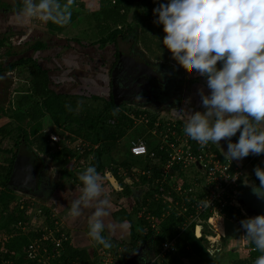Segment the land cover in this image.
Listing matches in <instances>:
<instances>
[{"label": "trees", "instance_id": "16d2710c", "mask_svg": "<svg viewBox=\"0 0 264 264\" xmlns=\"http://www.w3.org/2000/svg\"><path fill=\"white\" fill-rule=\"evenodd\" d=\"M98 2L100 9L98 12L103 16L102 20L107 24L105 34L100 36L96 41H82L78 38H74L73 40L82 49L87 48L86 46L102 48L108 43H111L114 49L112 53L114 60L110 61L106 66L102 62L101 67L97 68L99 72L105 73L108 79L107 96L100 95V93H90L91 98L104 102L100 111L94 112V109H91L84 114H74V101L70 100L71 102L69 103L66 99L71 94L57 92L52 88L53 79L50 75V67L41 63V59L37 53L53 47V43L49 44L46 40L42 39L33 40L32 42L25 41L23 42L25 50L19 53L12 51V45H9L8 41V33H0V48L6 46L3 53L0 54L2 55V57L0 56V79L6 73L16 71L20 75L18 76L19 79L23 80L26 85L24 89L15 90L13 98L9 99L12 109L10 116L16 121V124H14L12 129L0 127V152L4 154L2 161L0 160V235L6 236L4 241L0 239V248L3 247L4 249V251H0V264H43L42 262L45 260L48 261V264H96L97 262L91 260L88 253L84 250H79L69 244V234L66 230V240L57 249L54 248V245L50 241H46L41 245L40 253L37 254L36 258L31 260L26 258L27 245L33 239L40 237L42 233L41 230L33 233L31 229L21 231L22 226L27 225L29 227L30 225L27 213L32 203L28 198H22L20 202L17 201L15 192L20 190V181L13 174L12 168L15 155L21 145L25 146L26 149L30 145H35L36 150L42 153H47L52 148L48 142L49 131L44 132L43 130L44 124L52 125L54 127L53 130L62 137L64 136L61 126H67L66 128L68 129L69 126H72L71 132L87 144L79 152L81 155L78 156V159H88V165H95L105 182L107 181L104 176L105 170L110 172L121 182L122 189L119 193L123 195L122 197L127 196L134 199L133 205L136 209L133 206L132 210L128 211L125 207L126 205L116 204L118 208L113 212L114 221L128 224L126 230L129 237L127 241L123 240L124 242L121 243L111 239L112 247L108 250L113 257L110 264H125L127 257L140 245L153 250V253L157 255L162 243L173 238H175L174 245L171 250L167 251L166 258L161 260L163 264H186V260L194 258H199L206 262V259L213 258V254H210L205 244L206 239L204 234L208 232L207 229H205L206 232H202V236L197 237L193 224L182 229L183 217L172 213L162 220L157 232H155V229L151 227V221L146 218L151 214L158 220L161 215L162 202L161 199H157L158 201L153 200L154 192L163 195L170 191L172 199L177 200L176 193L170 189L167 183L168 178L164 182L155 181L156 179L160 180V172L166 154L164 149L159 148L161 142L156 140L154 136L158 130L164 131V123L157 125L156 131L151 133V130L154 128V118L147 117L146 123L138 125L133 133L137 137L133 136L131 142L142 139L147 149L146 155L133 156L130 150L127 149L125 152L126 156L134 158L127 159L126 157L116 163L113 162L114 159L110 155L113 149L119 151L117 148L118 141L126 134L127 128L132 127L134 123L132 118L122 111L123 104L126 101H136L117 80L115 83H112L111 70L117 59V43L118 41H126L125 32L127 28L132 27L131 25L139 27L143 32L147 31L146 25L143 23V16L146 14L145 12H140L138 8L135 10L134 6L136 5L134 0H114V2L112 0H98ZM2 5L5 8L4 10L15 11L23 7V2L16 1L12 5H8L7 3H3ZM133 9L135 11H132L133 16L131 19L129 15ZM90 14L91 16L95 15L92 12ZM74 17H77L76 11L71 12L70 20ZM54 25L55 27L53 28H56V30L61 29L56 23ZM162 39L163 37L157 39V42L154 41L155 43L151 42L152 45L156 44L159 49L162 48L163 51H167L165 58L157 59L164 60L163 62H174V64L182 68L183 66L179 65L173 59L171 53L163 46L161 43ZM64 40L65 45H62L64 48H75L69 43V39L64 38ZM127 42L129 46L132 44L129 41ZM28 50L32 51L31 54L26 53ZM32 106H36L39 110L33 111L34 108ZM0 111H2V108H0ZM26 118H30L33 122L28 128L20 124ZM109 118H114L111 124L107 123ZM261 127L264 128V125H261ZM4 139L8 143V147L6 148L2 147ZM237 139L236 135L231 138L232 142H236ZM151 152L153 156L150 157ZM30 153L33 165L28 170L31 171L30 176L32 180L39 181L40 171L43 168V159L36 152L30 151ZM52 154V159L56 160V163L59 165L61 177L65 178L62 179L70 180L71 184L80 186L78 177L72 171V165H67L70 157H73L72 148L62 143V147L54 150ZM132 166H137L139 171L144 172L143 175L139 174V184L145 185V190L138 188L139 193L145 194L142 197L133 192L134 188L124 182L122 174L118 172V168L129 172ZM247 175L248 172H246L243 180L239 182L237 186L238 191L243 187V182H245ZM254 178L258 180L255 175ZM111 189L113 190V188ZM28 190L31 194L32 192L37 193L36 188L33 186ZM160 198L162 197L160 196ZM140 207L144 208L143 212L137 210ZM237 209L229 208L224 214L228 217L233 216V218H237V222H239L240 217L237 216L239 209ZM44 213L46 214L45 220L53 223L55 217H50V211L46 209ZM133 216L135 217L132 218ZM33 221L35 222L36 219H33ZM120 246L122 248L119 251ZM43 248L46 251H43ZM258 256L252 257L247 261L244 259L232 260L228 264H252ZM153 264L158 263L154 261ZM207 264L210 263L207 262Z\"/></svg>", "mask_w": 264, "mask_h": 264}, {"label": "clouds", "instance_id": "9594fccd", "mask_svg": "<svg viewBox=\"0 0 264 264\" xmlns=\"http://www.w3.org/2000/svg\"><path fill=\"white\" fill-rule=\"evenodd\" d=\"M74 0H23L15 16L18 24L38 18L67 24ZM155 24L165 33L161 43L181 66L206 79L209 92L198 89L204 111L186 112L183 132L201 147L227 140L224 158L241 160L264 154V0H166L153 9ZM134 99H141L137 94ZM239 132L236 142L231 138ZM259 185L252 192L264 201V168H254ZM80 194L68 213L80 218L92 207L87 236L105 249L111 239L102 235L109 216L101 174L89 165L78 177ZM200 203H204L202 200ZM244 237L261 254L264 264V214L240 222ZM124 225L121 224V227ZM114 227V226H109Z\"/></svg>", "mask_w": 264, "mask_h": 264}, {"label": "rangeland", "instance_id": "374dc122", "mask_svg": "<svg viewBox=\"0 0 264 264\" xmlns=\"http://www.w3.org/2000/svg\"><path fill=\"white\" fill-rule=\"evenodd\" d=\"M16 1H23V0H0V3L4 2L7 3L8 5L14 4ZM135 5L134 8L135 10L138 8L139 11L145 12V16H143V23L146 25V30L145 32L141 31L139 27H136L135 25H131L129 29H126L125 32V37L127 41H130L133 44V49L136 54L142 55L143 58H146L149 62L152 61L156 57L155 64H160V65H165L166 63L163 62L164 60H157V58H165L167 56V51H163L162 48H158L156 45H152L151 42H157V39H161L165 33L162 30V25H158L154 23V20L156 19V16L153 14V9L157 7L160 3L166 2V0H134ZM65 0H60V3L63 4ZM98 4V0H74V4L71 6V12L76 11L77 12V17H74L70 20L69 23L61 25L57 24L59 27H61L60 30H56L55 23L52 21H41L38 18H33L31 19L28 23L27 26H13L11 27L8 31H12V38L8 39L9 45L11 46L12 51L16 52H21L25 50V44L23 42L25 41H30L32 42L33 40L36 39H42L46 40L49 44L53 43V47L50 49L43 50V56L39 55V58L41 59V63L44 65H47L50 67V75H52V79L57 84V81H60L58 83L64 82L63 80H67V76H71L77 86L76 89L73 87L65 88L62 89L60 85H56L53 87L54 90H66L68 92H73L69 93L71 94L70 97H67V101L70 103V100L74 101L75 108L73 107V112L74 114L78 113H85L88 110L94 109V112L100 111L102 106H103V101L102 100H95L91 98V90L90 87L87 85V79L89 74V66H87V72L86 69L84 68V62L81 61L80 65L74 60L76 54H68L65 52L67 49L64 48L63 46L65 45V40L69 39V43L72 45V47H75L77 49L83 50L78 44L73 40L74 38L81 39L82 41H96L100 36L105 34V28L107 26L106 22L102 20V15L96 16H91V12L88 14L87 9H96ZM134 9L130 11V18L133 16V12L135 11ZM133 11V12H132ZM88 16V17H87ZM132 19V18H131ZM1 23V22H0ZM26 25V24H25ZM144 25V26H145ZM114 26V25H112ZM28 27V28H27ZM33 27V28H30ZM111 27V25H110ZM14 35V36H13ZM146 37V39H145ZM154 42V43H155ZM63 45V46H62ZM87 48L83 52L88 58L94 57L95 59L97 58H104L106 61L110 59V56L112 57V53L114 51L112 44L108 43L105 45L104 48H98L97 46H86ZM5 47L0 48V54L3 53ZM70 50H73L72 48H68ZM99 49H101L99 51ZM159 50V51H158ZM32 51L28 50L26 53L31 54ZM56 58L58 56V61H53L51 58H54L55 53ZM2 57V55H0ZM45 56V57H44ZM69 56L72 58H69ZM151 63V62H150ZM61 67L60 70L59 66ZM64 66L67 71H63ZM68 68H70L68 70ZM73 68H78V70H73ZM96 68V67H95ZM97 69V68H96ZM98 69L95 71V74L98 73ZM69 73V75H68ZM170 73L173 74L174 79L171 81L174 85L172 86V97L170 98L172 101L168 103V105L162 104V103H157V104H152L150 106H146L148 102L144 103H131V102H124L123 104V109L122 111L128 114L132 120H133V126L128 127L126 130V134L120 138V140L117 143V148L119 151L113 149L110 152V155L113 157V162H118L124 158H130V156H126L125 152L127 149H129L131 140H133V136L137 137L133 133L135 132L136 128L138 125H142L143 123H146L145 120L147 117L154 118V130L157 125L160 123H164V128L166 126V123L168 122H173L172 120L176 117L175 115H181L183 116L184 114L178 109L179 107L182 108L183 104H185V98L188 97V94L191 93V91L194 88V84H192V80H196L199 82L201 78L205 79L204 77H201L198 75L193 69L190 67L183 66L180 69H170ZM71 74V75H70ZM20 75L17 74L16 71L13 72H8L6 73L2 79H0V108H2V111H0V116L1 113L4 114V116H8V118H0V127L3 126L5 129H12L14 124H16V121L11 118V105L9 103V99L13 98L14 91L19 90V89H24L25 88V82L23 80H20L19 77ZM87 78V79H86ZM98 78V77H97ZM183 81L181 85L176 83V81ZM206 81V79H205ZM71 83V81H69ZM178 84V85H177ZM82 87V88H81ZM81 88V89H80ZM83 89V91H81ZM81 92L75 93V92ZM188 92V93H187ZM107 93H105L106 95ZM107 96V95H106ZM178 101L175 103V101ZM40 107V105L38 104ZM34 109L33 111L39 110L36 106H32ZM42 113L41 111H39ZM146 113L147 116H143ZM111 121H114V118H109L107 123H112ZM32 120L30 118L23 119L21 121V125L25 127H29L32 124ZM175 123V122H173ZM46 130H50L51 125L50 124H44ZM67 126H61V130H63V136H64V142L63 145H68L71 147L73 150V159L70 160L69 165L71 164L73 169V173L75 174L76 177H79V175L89 166L88 165V159L80 158L78 159V156L81 155L79 152L74 150V144L78 140H80L79 137H76L71 131L72 126H69V129L66 128ZM152 129V130H153ZM160 131V132H159ZM165 132L162 130H158L155 133L154 138L158 141L162 138L163 134ZM142 140V139H141ZM4 143L7 142L6 139L3 140ZM54 153V149L51 148L47 153L40 154L42 157L44 163H43V169L41 171V177L43 179L45 188H41L40 192L38 190L39 195L35 194L32 196L30 193L29 195L26 193L22 192H17V201L20 202L22 198H28L31 201V207L28 210V222H30L29 227L22 226L21 231H27L31 229V231L36 232L38 230H41V233L46 231V229H50L53 231L54 229H62L65 231V228L68 229L69 224L67 223V220H72V221H78L79 223L82 224V222L79 221L78 219L80 218H73L69 215L68 213V208L67 205L68 203L63 200L64 197L61 198H51L50 196V190L54 188V186L60 185L64 177H61L60 171H59V165H57L56 161L52 160V156ZM125 154V155H124ZM132 158V157H131ZM78 159V160H77ZM259 159H264V154H262ZM77 160V161H76ZM76 161V162H74ZM113 165V164H112ZM189 167V166H188ZM184 168L179 170L177 167L172 168L173 172V178L176 180H172L171 182H174L175 185L180 183L183 187H190L192 191L190 192L192 196L199 197L203 193V187L200 183V173L196 172L193 168ZM63 178V179H62ZM103 182L104 179H102ZM64 181V180H63ZM70 181V180H68ZM132 178L127 181L128 184H130L133 188L135 189H142L145 190V185H137L132 182ZM71 182V181H70ZM69 184V183H68ZM66 187L69 188V185H66ZM106 187V186H105ZM202 187V188H201ZM110 189V187H108ZM107 189V188H105ZM55 191H52V194H54ZM239 194V192H238ZM237 194V195H238ZM240 194H242L244 197L248 196L249 194H254L250 189L245 188L240 191ZM109 195L111 198V201L114 202L117 197L120 198V201H123L122 194L119 193V196L116 191L110 190ZM145 194L140 193L139 197L144 196ZM236 195V196H237ZM255 195V194H254ZM79 196V195H78ZM153 198V197H152ZM32 199V200H31ZM162 201V198H160ZM53 200V201H51ZM152 201L151 199H149ZM155 201V199L153 198ZM158 201V200H156ZM130 202L132 203V200L130 199ZM128 203V202H127ZM134 206V205H133ZM155 206V204H154ZM153 206V207H154ZM48 209L50 211V217H55V219L52 221L53 223H49L48 221L45 220L46 214L44 211ZM134 209L136 207L134 206ZM173 207L168 210L167 206L162 204L161 208V213L163 212L164 214H161L160 219L153 216L154 220L151 223V227L155 229V232H157V229L159 225L162 223V220L168 215V211L171 213ZM139 212H143L144 208L140 207L137 209ZM59 212V213H58ZM33 219H36L34 222ZM70 220V221H71ZM219 220H222L221 218H216L215 220H212V224L209 222L211 227L207 228H202L201 229H207L210 231V234H214V231L216 233V237L213 239V246L208 245V250L210 251L211 254H214L216 258H219L220 256L224 255L223 248L224 245L222 244V247L219 246V243L222 242L221 240V224ZM32 223V224H31ZM228 223H226V220L224 222V226H227ZM31 226V227H30ZM43 231V232H42ZM197 231V237L202 236L203 234H199V226L196 227ZM228 233V229L226 228L225 234ZM229 233L230 230H229ZM218 234V235H217ZM1 240H5L6 236L5 235H0ZM207 239H206V245H207ZM221 247V249H220ZM222 250V252L217 253L218 251ZM0 251H4L3 247L0 248ZM149 257L152 258V264L155 261L158 264H163L160 259H158L153 253V250H149ZM219 256V257H217ZM113 256L111 253L108 255L107 253L101 254L100 259L102 263L104 262L105 259L112 258ZM195 259V258H194ZM198 259V258H197ZM215 259V257L210 258L209 261H212ZM217 261V260H216ZM213 262V261H212Z\"/></svg>", "mask_w": 264, "mask_h": 264}, {"label": "crops", "instance_id": "0c3cea01", "mask_svg": "<svg viewBox=\"0 0 264 264\" xmlns=\"http://www.w3.org/2000/svg\"><path fill=\"white\" fill-rule=\"evenodd\" d=\"M21 2H23V1H21ZM3 3L4 2L0 3V22H1L0 23V33L1 32H7L8 35H9V39H10V38H12V31H8V30L11 27H13V26H27V24L26 25L25 24L21 25V24H18L15 21V16L20 10H15V11L4 10L5 8L2 5ZM98 4H99V2H98ZM99 10H100L99 9V5H97L96 9H94V10L87 9V13L88 12L89 13L92 12V14H95L94 16H96V15L100 14L98 12ZM30 28H33V27H30ZM36 40H38V39H36ZM4 47H6V46H4ZM104 47L105 46H103L102 48H104ZM85 49L86 48H84L83 50H80V49H77V48H74L73 50L67 49L65 52H67L68 54H74L75 53L76 56H75L74 60H75L76 64L78 63L80 65V62L83 61L84 62V66H85L84 68L86 69V72H87V66H89V72H88L89 74H87L89 76H88V79L87 78L86 79H87V82L89 84L87 86L90 87L91 93H100V95L106 96L107 94L105 95V93H107V90H108V88H107L108 87V79H107L105 73H102L100 71V72L95 74V71L97 70L96 68H100L101 67V63L102 62L105 63L104 66H106L108 63H110V59L108 61H106V59H104V58H102V59H100V58L95 59L94 57L88 58L83 53L85 51ZM100 50L101 49H99V51ZM42 52H43V50L39 51L37 54L43 56ZM81 53H82V55H81ZM56 54H57V52L55 53L54 58H51L53 61H56V60L58 61V59H59L58 56L56 58ZM69 58H71V57L69 56ZM110 58H111V56H110ZM96 66H99V67H96ZM58 67H59L58 70H60L61 69L60 65ZM65 67L66 66H64V68H63V66H62L63 71H67V69H65ZM69 69L70 68H68V70ZM73 70H78V68H76V69L73 68ZM68 75H69V73H68ZM51 77H52V75H51ZM62 81H64V82H61V85H60V83H58L60 81H57V84H55V82L53 81L52 88L54 86H56V85H60L62 87V89L69 88V87L70 88L73 87V88L76 89L77 84H76L75 80L71 76H69V77L67 76V80L65 81V80L62 79ZM69 81H71V83H69ZM192 83L195 85L193 90L191 91V93L188 94V97L185 98L186 102H185V104H183V107L182 108H180V107L178 108L184 115L181 116V115H177L176 114L175 115L176 117L172 120L177 125L182 126V127H183V122H184V119H185V113L186 112L204 111V108H203V106L201 104V98H200V96L198 94V89L202 88L204 90L205 94H207L209 92V90L207 89V86H206L205 79L201 78V80L199 82L194 80ZM56 91L57 92H64V93H72L73 94V92H68L66 90H56ZM81 91H83V89ZM75 93H79L80 94L81 92H77L76 91ZM1 115L2 116H0V118L1 117L2 118H8V116H6V115L4 116L3 113H1ZM51 128L52 129H50V130L54 129V127L52 125H51ZM43 130H44V132L50 131V130H46L45 127H44ZM151 133H154L153 130H151ZM227 142H228L227 140L222 139L220 141V144L209 143V145L211 146V148L217 154H219V155L224 157V152L227 150ZM2 143H3V145H2L3 148L8 147V145H7L8 143L7 142H5V143L2 142ZM28 149H26V153L30 154V151H32L34 153L36 152V154L39 157H41L40 154L42 152L37 151L35 145H30L28 147ZM42 154H44V153H42ZM3 157H4V154L2 152H0V160L1 161H2ZM132 158H134V157H132ZM71 159H73V157H70L69 162H70ZM129 159H131V158H129ZM52 160H54V159H52ZM228 160L231 161L230 159H228ZM54 161H56V160H54ZM69 162L67 163V165H69ZM231 162H233L234 164H239V165L246 164V167H247L246 168V172H248L247 178H246L245 182H243V187L238 191L239 194L237 195V201L240 202V203H239V208H238L239 211L237 212V215H239L240 219L243 220V219L248 218V217H253V216H256V215H259V214H264V201L259 200L257 198V196L254 195V194H251V195L249 194L246 197H244L242 194H240L241 190H243L245 188L250 189L251 188V184L259 185V180H255V178H254V175H255L254 168L257 167V166H259L261 168H264V159L261 160L258 157L256 160H253V161H251L248 164L247 157H244L241 160H232ZM43 163H44V161H43ZM42 166H43V164H42ZM137 170H138L137 166H132L130 168L129 172L124 171L121 168H118V172H119V174H122L124 182L127 183V181L132 178V180H133L132 182H135L134 184L140 185L139 184L140 176H139ZM41 171H40V175H39L40 178L39 179H40V183L44 184L43 179L41 177ZM59 171H60V169H59ZM106 172H108V171L105 170V173ZM105 173H104V176H106ZM105 179L107 180L106 177H105ZM69 182L70 181H68V180H64V181L62 180L60 185L54 186V188L52 190H50V196H51L52 199L53 198L58 199V198L64 197L63 200L68 203L67 208L70 207L71 200L73 198H75V197H78V195L80 194V186L77 185V184H71V182L70 183ZM66 185H69V188L66 187ZM103 185H104V194L107 195V197L109 199L108 211H109L110 214H109V216L103 218L104 223H105V231L102 233V235L105 236L106 238L114 239L115 242L119 241L121 243V242L127 241L128 237H129V234H128L127 230H126V227L128 226V224L127 223H123V222L122 223H117L116 221H114L113 220V212L115 210H117V208H118V206H116V204L117 205L124 204V205H126L125 207H126V209L128 211L132 210V207H133V204H134L133 203L134 199L132 197L124 196V197H122L123 201L121 202L120 198L116 196L115 199H117V200L112 202L113 200L111 201V198H110V195H109V191L112 190L111 188H113V187L110 185L108 180L106 182H103ZM119 186H120V189H114L113 188V191H116L118 196H119V191L122 189L121 182H119ZM108 187H110V189ZM105 188H107V189H105ZM53 190L55 191L54 194H52ZM17 192L26 193L28 195L30 194V192L28 190H23L20 187V190L15 192L16 199H18V197L16 195ZM133 192H136V194L138 196H140V193H139L138 189H136V191H135V188H134ZM32 196H34V195L32 194ZM130 199L132 200V203L130 202ZM51 201H53V200H51ZM244 209L245 210H251V211H254V212L250 213V214H247V213H244ZM92 210H93L92 207L84 209L83 215L81 216L82 218L78 219L81 222H82V219H83L82 224L79 223L78 221H72L71 219H70L71 221L67 220V223L69 224V227H67L68 229L65 228V230L69 234V244L72 247H76L79 250H84L86 253H88V255L91 258V260H93L94 262L97 261L96 264H102V261L100 259V255L104 254V253H107L109 255L110 251L108 250L109 248L105 249L103 246L97 244L95 241H93L91 238H89L87 236L88 218L91 215ZM134 217L135 216H133L132 218H134ZM221 219L222 220H219V222L221 224L220 225L221 228H223V229H221L222 231H221V235H220L222 242L219 243V246L222 247V244L224 245V248H223V251H225L224 255H222L220 257L217 256L219 258H216V256L213 254L212 256L215 257V259L212 260L213 262L209 261L210 259H206V262H205V260H202V259H199V258L198 259L197 258L188 259V260H186V264H188V262L189 263L192 262L193 264H207V262L210 263V264L211 263H213V264H215V263H217V264L218 263L228 264V262H232V260L234 261V260L244 259L245 261H247V260H249L252 257L260 255V252L255 249V246L253 244H251L250 241H248L244 237L245 230L241 227L240 222L239 223L236 222V220H235V218H233V216L232 217L231 216L228 217L225 214L223 216H221ZM225 220H226V223H228L227 226H224ZM121 224H123L124 226L121 227ZM109 226H114V227H109ZM207 226L208 225L206 223H203L201 225L202 228H207ZM201 227H199V228H201ZM181 228H182V226H181ZM226 228L228 229V233L227 234H225ZM229 230H230L231 233H229ZM201 231L202 232H204V231L206 232L205 229H201ZM206 233H210V231H208ZM205 244H206V241H205ZM206 246H208V245H206ZM221 247H220V249H221ZM120 248H122V246L119 247V251L121 250ZM143 250L146 253V255L144 257V260L142 261V264H152L151 262L153 260V257L152 258L149 257V255H150L149 254V250L150 249L146 248V249H143ZM220 252H222V250L218 251L217 253H220ZM45 261H43L42 263L43 264H48V261L47 260H45ZM111 261H112V258H111Z\"/></svg>", "mask_w": 264, "mask_h": 264}, {"label": "built area", "instance_id": "2783aa9c", "mask_svg": "<svg viewBox=\"0 0 264 264\" xmlns=\"http://www.w3.org/2000/svg\"><path fill=\"white\" fill-rule=\"evenodd\" d=\"M173 122L166 123L164 128L165 132L160 139L161 143L159 148L164 149L166 157L160 172V180L156 179L155 181L164 182L168 178L167 183L170 189L176 193L177 200L172 199L170 191L164 194L161 193L163 195L154 192L153 198L157 200L161 196V202L167 206L168 210L173 207L171 213L169 211L167 212L168 215L174 213L176 216H182V229L193 224L195 235L199 236L196 231L197 226L201 227L203 223H206L208 227H211L209 222L212 224L213 219L221 218L229 208H239L236 196L238 194L237 186L246 175L247 167L246 164L239 165L231 163L228 159L217 154L209 144L201 147L196 141L191 140L184 134L182 126ZM155 131L156 129H153V132ZM236 136H239V132H237ZM48 142L54 150L60 149L62 143H65L64 137L58 135L53 130L48 132ZM86 146L87 144L85 142L77 140L73 148L75 151L81 152ZM129 150L134 156L147 154L146 146L142 140L131 142ZM261 155H248V164ZM151 156H153L152 152L150 153ZM174 167H177L179 170L187 167L193 168L196 172L200 173V183L203 187L201 196H192L190 193L192 189L190 187H183L180 183L175 185L174 182H171L172 180H176L173 178L172 172V168ZM137 172L141 175L144 174L139 169ZM202 200L204 203H200ZM161 214L164 213L162 212ZM146 218L151 223L154 220L151 214ZM235 220L237 222V218ZM240 220L239 218V222H241ZM199 234H203L201 228H199ZM204 236L207 239V245L213 244L214 237L218 238L215 231L214 234L205 233ZM64 240H66V231L62 229H54L53 231L46 229L40 237L29 242L26 247V258L28 260L36 258L37 254L40 253V247L43 242L50 241L54 245V248L57 249ZM174 242L175 238L163 242L156 257L160 260L165 259L167 251L172 249ZM43 251H46L45 248H43ZM110 263L111 258H108L102 264Z\"/></svg>", "mask_w": 264, "mask_h": 264}, {"label": "flooded vegetation", "instance_id": "af4514ba", "mask_svg": "<svg viewBox=\"0 0 264 264\" xmlns=\"http://www.w3.org/2000/svg\"><path fill=\"white\" fill-rule=\"evenodd\" d=\"M126 44H128L127 40L125 41ZM130 42V41H129ZM130 50L132 51V53L136 56H138L147 66H150V77L148 78V84H145V82H143V80H141L138 84L137 81L133 82L134 83V87L133 90L136 92L134 94H131L128 90H126V92L128 94H130L133 97H136V95L138 94L141 99H136V101H128L131 103H144V102H148V104L146 106H150L152 104H165L168 105L169 102H171L172 100L170 99L172 97V86L174 85L171 81L174 79L173 74L170 73V69L176 68V69H180L179 66H177V64H173L174 62H170V61H165V65H160V64H155V62H152L153 60L156 61L155 59H153L152 61H148L146 58H143L142 55L136 54L134 52L133 49V44H130ZM114 58L113 56L110 58V61H113ZM117 61V59H116ZM115 61V62H116ZM114 62V63H115ZM157 62V61H156ZM194 80H192L193 82ZM119 82V81H118ZM183 81H176V83H178L179 85H181ZM120 83V82H119ZM177 84V85H178ZM193 84V83H192ZM127 102V101H126ZM178 101L176 100L175 103H177ZM143 116H147L146 113ZM33 165V161L31 159V153H26L25 159L23 161V163H21V167H22V171L24 173L27 174V176H21V178L23 179L22 182L20 183L21 189L23 190H28L30 187H35L37 190V193L32 192V194H37L39 195L40 193H38V190L40 192L41 188H45L44 184L40 183V180H32L31 178V171L28 170L29 168H31ZM25 170V171H24ZM27 177V179H25ZM42 181V180H41ZM29 191V190H28ZM139 247H141L140 253L136 254L133 258H130V255L138 248H136L126 259L125 264H142V261L144 260V257L146 255V253L144 252L143 249H146L147 247H145L144 245H140Z\"/></svg>", "mask_w": 264, "mask_h": 264}, {"label": "water", "instance_id": "95a60500", "mask_svg": "<svg viewBox=\"0 0 264 264\" xmlns=\"http://www.w3.org/2000/svg\"><path fill=\"white\" fill-rule=\"evenodd\" d=\"M117 61L114 63L111 76L112 83H115L116 80L120 82V84L124 87V89L128 90L131 94L136 93L133 90L134 83L137 81V84L143 80L145 84H148V78L150 77V66H147L138 56L134 55L128 44L122 41H118L117 43ZM135 95V94H134ZM26 156V148L21 145L18 148V151L15 155L13 162V174L15 177L22 182L21 176H27V174L22 171L21 163H23ZM105 177L109 181L110 185L114 189H120L119 182L110 172L105 173ZM27 179V177L25 178ZM240 202H238L239 204ZM254 211L245 210L244 213L250 214ZM141 247H138L131 255L130 258H133L136 254H139ZM188 264H193L192 262Z\"/></svg>", "mask_w": 264, "mask_h": 264}]
</instances>
